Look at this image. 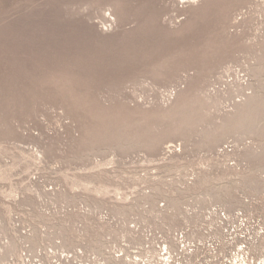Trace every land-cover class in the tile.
<instances>
[{
	"label": "rangeland",
	"instance_id": "374dc122",
	"mask_svg": "<svg viewBox=\"0 0 264 264\" xmlns=\"http://www.w3.org/2000/svg\"><path fill=\"white\" fill-rule=\"evenodd\" d=\"M217 208L264 215V0H0V264Z\"/></svg>",
	"mask_w": 264,
	"mask_h": 264
},
{
	"label": "built area",
	"instance_id": "2783aa9c",
	"mask_svg": "<svg viewBox=\"0 0 264 264\" xmlns=\"http://www.w3.org/2000/svg\"><path fill=\"white\" fill-rule=\"evenodd\" d=\"M172 89L170 91H174ZM169 91V92H170ZM174 94V93H173ZM148 207V206H147ZM160 208L166 209L164 204ZM208 222L215 225L205 227L201 233L195 230V224H199L198 219L189 216L188 220L195 223H187L185 227L192 229H171L164 232L152 231L147 226L137 224L134 218L131 222V256L127 262L122 264H231L235 258V245L238 243L239 250L244 253L249 244L246 235V223L251 220L257 230L254 239L264 231V215L257 218L251 214H246L245 210H238L230 213L217 208L209 214ZM219 233V234H217ZM198 235L201 238H198ZM153 239V240H151ZM220 240V242H219ZM220 249V251H219ZM231 253L221 258V254ZM117 259H122L124 253H117ZM4 264H108L96 256H86L80 250L64 251L62 248L54 246L42 248L34 251H24L21 254L20 263L13 259ZM255 264H264L263 256Z\"/></svg>",
	"mask_w": 264,
	"mask_h": 264
}]
</instances>
